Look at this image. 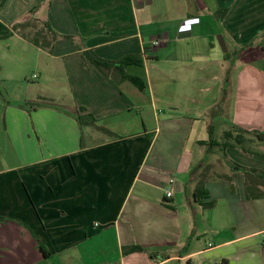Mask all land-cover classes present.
Segmentation results:
<instances>
[{"label": "crops", "instance_id": "obj_1", "mask_svg": "<svg viewBox=\"0 0 264 264\" xmlns=\"http://www.w3.org/2000/svg\"><path fill=\"white\" fill-rule=\"evenodd\" d=\"M40 2L0 0V37ZM35 18L75 42L0 40V264H264L261 180L229 167L264 156L227 149L211 209L191 174L210 127L264 135V0H50ZM87 51L136 57L137 83Z\"/></svg>", "mask_w": 264, "mask_h": 264}, {"label": "trees", "instance_id": "obj_2", "mask_svg": "<svg viewBox=\"0 0 264 264\" xmlns=\"http://www.w3.org/2000/svg\"><path fill=\"white\" fill-rule=\"evenodd\" d=\"M49 6L50 0H41V2L35 6L23 19L11 25L12 32L2 39H8L13 34H18L22 38L26 39L32 45L40 48L49 54L54 50L55 43L58 40H67L75 42V38L72 36H63L56 32L46 21L35 18V14L39 11L43 5ZM225 14V11H220L219 14ZM84 56L89 60L95 67L103 72L115 71L118 73L120 79L130 80L133 83H137L138 79L130 77L125 74V68L136 61V57L128 56L118 62L105 61L99 58L95 53L87 51ZM138 63V62H137ZM1 94V91H0ZM23 110L31 111L35 108V104L24 103L19 105ZM80 126H93L98 130L111 134L110 131L105 130L97 126V121L92 115H84L78 117ZM200 147H205V159L206 157L213 156L214 154L221 155L223 159L227 158V149L235 148L238 149L246 156H254L264 154L261 152V146L264 148V135L258 131H248L235 125H231L228 129L224 130L220 137L214 135L213 127L209 128V136L207 140L199 141ZM205 162V161H204ZM201 163L195 169L192 170L191 174L196 182V188L194 192L195 202L205 209H211L214 207V202H205L210 198L209 191L206 189V184L209 180V174L211 167L206 163ZM230 169L235 173H243L245 176H251L255 174L260 180V186L253 192L247 185V197L249 199H260L264 198V173L256 169H248L242 167L236 163L230 162ZM222 178V177H219ZM229 179V178H225ZM4 219L0 217V222ZM144 250L139 246L129 247L124 250L125 254L134 252H143Z\"/></svg>", "mask_w": 264, "mask_h": 264}, {"label": "rangeland", "instance_id": "obj_3", "mask_svg": "<svg viewBox=\"0 0 264 264\" xmlns=\"http://www.w3.org/2000/svg\"><path fill=\"white\" fill-rule=\"evenodd\" d=\"M0 91H1V94H0V97L2 98V99H6V100H9V98H8V96H7V94L5 93V91L3 90V88L1 87V83H0ZM218 134V135H217ZM214 135L215 136H218V137H220L221 136V134L219 133V130L217 129L216 131H214ZM212 157V158H211ZM210 158H209V160H208V163H206L207 165H210V166H212V167H216V171L215 172H217V173H222L223 172V170H222V166H223V164H222V161H224L223 160V157L221 156V155H218V154H214L213 156H211ZM221 164V165H220ZM211 169H213V168H211Z\"/></svg>", "mask_w": 264, "mask_h": 264}, {"label": "built area", "instance_id": "obj_4", "mask_svg": "<svg viewBox=\"0 0 264 264\" xmlns=\"http://www.w3.org/2000/svg\"><path fill=\"white\" fill-rule=\"evenodd\" d=\"M32 79L33 80H36L37 79V75H34L33 77H32ZM171 185L174 183V180L172 179V180H170V182H169ZM165 196L169 199V198H172V196H173V189H171V188H169V189H167L166 190V193H165Z\"/></svg>", "mask_w": 264, "mask_h": 264}]
</instances>
